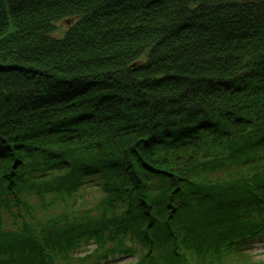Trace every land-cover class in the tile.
Masks as SVG:
<instances>
[{
	"label": "trees",
	"instance_id": "16d2710c",
	"mask_svg": "<svg viewBox=\"0 0 264 264\" xmlns=\"http://www.w3.org/2000/svg\"><path fill=\"white\" fill-rule=\"evenodd\" d=\"M261 238L264 0H0V264H264Z\"/></svg>",
	"mask_w": 264,
	"mask_h": 264
},
{
	"label": "rangeland",
	"instance_id": "374dc122",
	"mask_svg": "<svg viewBox=\"0 0 264 264\" xmlns=\"http://www.w3.org/2000/svg\"><path fill=\"white\" fill-rule=\"evenodd\" d=\"M103 193L98 189V187L87 186L78 192L77 198L74 199L78 211L80 213L86 212L88 209L95 207L98 203ZM94 247L91 245V248ZM249 252H253L252 255H247L245 259L249 261H264V238H261L255 244H253L249 249ZM251 254V253H250ZM138 257L123 255L116 258H111L108 261L102 262L101 264H136Z\"/></svg>",
	"mask_w": 264,
	"mask_h": 264
}]
</instances>
